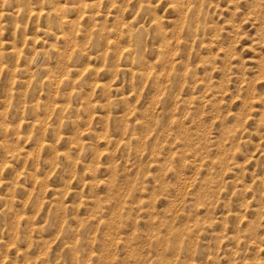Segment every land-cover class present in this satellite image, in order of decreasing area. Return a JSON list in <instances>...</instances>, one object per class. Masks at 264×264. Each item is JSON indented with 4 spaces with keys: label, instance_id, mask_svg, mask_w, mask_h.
<instances>
[{
    "label": "rangeland",
    "instance_id": "374dc122",
    "mask_svg": "<svg viewBox=\"0 0 264 264\" xmlns=\"http://www.w3.org/2000/svg\"><path fill=\"white\" fill-rule=\"evenodd\" d=\"M0 264H264V0H0Z\"/></svg>",
    "mask_w": 264,
    "mask_h": 264
}]
</instances>
